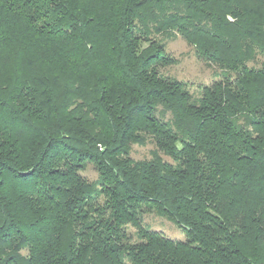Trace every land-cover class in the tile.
Returning <instances> with one entry per match:
<instances>
[{
	"label": "trees",
	"instance_id": "16d2710c",
	"mask_svg": "<svg viewBox=\"0 0 264 264\" xmlns=\"http://www.w3.org/2000/svg\"><path fill=\"white\" fill-rule=\"evenodd\" d=\"M0 264H264V0H0Z\"/></svg>",
	"mask_w": 264,
	"mask_h": 264
},
{
	"label": "rangeland",
	"instance_id": "374dc122",
	"mask_svg": "<svg viewBox=\"0 0 264 264\" xmlns=\"http://www.w3.org/2000/svg\"><path fill=\"white\" fill-rule=\"evenodd\" d=\"M156 37L165 44L167 52L176 58L174 63L161 67V71L166 75H172L186 82L188 89L195 96L200 94L201 86L210 84L219 78V68L214 64L199 59L193 46L179 34L167 31ZM146 45V42L143 43V46ZM154 147L152 142H148L145 145H129L130 154L135 159L150 157ZM165 158L169 159L168 157ZM82 172L90 180H95L98 176L92 163H87ZM140 215L144 224L149 228L161 231L173 239L186 240L185 231L176 219L160 213L154 203L147 202L142 204ZM128 230L133 233L135 228L129 225Z\"/></svg>",
	"mask_w": 264,
	"mask_h": 264
}]
</instances>
